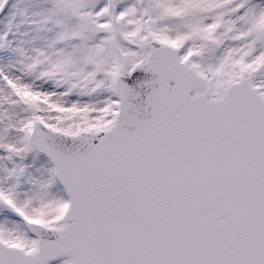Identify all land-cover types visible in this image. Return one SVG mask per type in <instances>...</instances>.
I'll use <instances>...</instances> for the list:
<instances>
[{"label":"snow or ice","instance_id":"6c2138e0","mask_svg":"<svg viewBox=\"0 0 264 264\" xmlns=\"http://www.w3.org/2000/svg\"><path fill=\"white\" fill-rule=\"evenodd\" d=\"M0 264H264V0H0Z\"/></svg>","mask_w":264,"mask_h":264}]
</instances>
